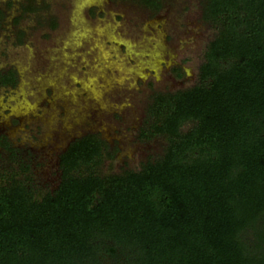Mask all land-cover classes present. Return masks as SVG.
I'll return each mask as SVG.
<instances>
[{"label":"trees","instance_id":"1","mask_svg":"<svg viewBox=\"0 0 264 264\" xmlns=\"http://www.w3.org/2000/svg\"><path fill=\"white\" fill-rule=\"evenodd\" d=\"M203 18L216 33L196 83L155 93L139 129L161 156L102 174L116 149L89 134L53 189L29 163L0 168V264H264V0H206Z\"/></svg>","mask_w":264,"mask_h":264},{"label":"rangeland","instance_id":"2","mask_svg":"<svg viewBox=\"0 0 264 264\" xmlns=\"http://www.w3.org/2000/svg\"><path fill=\"white\" fill-rule=\"evenodd\" d=\"M205 2L161 0L154 10L140 0H33L35 11L21 16L20 7L28 0H0L9 21L0 28V69L12 65L21 75L10 99L4 102L0 95V114L11 109L25 114L32 127L43 125L35 137L31 132L22 135V143L33 145L31 157H22L37 185H58L59 147L68 145L69 136L89 131L105 138L108 150L116 149L113 157H105L102 174L138 170L142 162L163 154L165 139L141 140L139 129L155 93L196 83L216 33L203 18ZM89 3L105 11L103 23L87 19L83 9ZM18 29L25 32V45L17 43ZM175 64L184 71L181 78L171 69ZM52 79H61L62 86L49 84ZM9 165L16 163L0 150V168Z\"/></svg>","mask_w":264,"mask_h":264},{"label":"flooded vegetation","instance_id":"3","mask_svg":"<svg viewBox=\"0 0 264 264\" xmlns=\"http://www.w3.org/2000/svg\"><path fill=\"white\" fill-rule=\"evenodd\" d=\"M11 3V2H10ZM8 4L10 7L14 6V4ZM28 4V3H27ZM26 4V5H27ZM89 3V5L85 6L83 11H86V15H88L87 19H93V18H99L100 19V23H103V20H101L104 16H105V11L102 10L100 4L95 3L92 4ZM25 6V5H24ZM21 8V16H23V14L29 12L28 10H25L24 7H20ZM0 13H3V17L0 20V28L1 26H4V22H9L7 20V10L0 6ZM18 17H14L12 20H10V22H12L14 24V20L17 22ZM88 21V20H87ZM56 24V23H55ZM52 25V24H51ZM91 25V24H90ZM56 27V25L54 26V28ZM16 39H17V43L18 45H25L26 40H25V32L22 29H18L16 31ZM78 40H81V38H79ZM82 42V41H81ZM83 44H88L89 47V43L87 42H83ZM86 68V66H84ZM174 67H177L176 64L172 66L171 69H173ZM184 72V71H183ZM10 73L14 74V82L13 84H11L10 82H3L4 77L8 76ZM20 71L19 69H17V67H13L12 65L8 66L7 68L2 67L0 69V95L5 97V101H7L8 99H10V97L13 95L12 92H14L17 88H19L20 86ZM181 78V77H180ZM55 84L54 86L56 87L57 84L59 86H62L61 83V79L56 80V79H52L49 84ZM43 84L45 85L46 88H49L48 90H51L53 92V88L52 86H48L46 85L47 82L45 80V82H43ZM44 89V88H43ZM11 92V93H10ZM2 103H0V108H2ZM3 114H0V150L5 152L8 155V159L12 160L13 159L15 161H22L25 162L26 158L22 157V155L27 154L28 156L31 157V154L33 153V145L30 143V141L26 140L25 143L24 142V137L22 136L23 134H26L27 132H31V133H35L34 137L36 135V132L38 130H40L39 125L35 126H31L30 123H28L25 120V114H20V115H16L14 113L11 112V109H4L3 110ZM33 125V123H32ZM41 129H43V125H40ZM39 128V129H38ZM35 131V132H34ZM42 131V130H41ZM89 134H96V132L93 131H89V132H85L82 134H78V135H73V136H69V143L66 147H59L58 149V166H59V161H60V155L67 150L68 146L75 141L76 139L82 138L84 136H87ZM100 138H102L103 140L106 141L105 138H103L100 134H99ZM106 143H108L106 141ZM12 157V159H11ZM28 161H32L29 160ZM32 168V167H31ZM59 168V167H58Z\"/></svg>","mask_w":264,"mask_h":264}]
</instances>
